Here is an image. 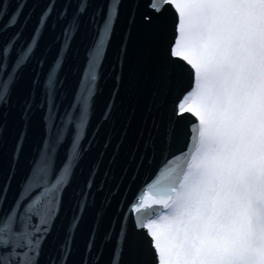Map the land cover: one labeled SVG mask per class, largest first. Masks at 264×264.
Returning a JSON list of instances; mask_svg holds the SVG:
<instances>
[{
  "label": "snow or ice",
  "instance_id": "obj_1",
  "mask_svg": "<svg viewBox=\"0 0 264 264\" xmlns=\"http://www.w3.org/2000/svg\"><path fill=\"white\" fill-rule=\"evenodd\" d=\"M122 3L106 0L102 11L81 86V129ZM147 7L143 18L167 31L152 81L164 104L152 132L165 143L182 139L184 147L128 202L132 231L122 216L113 264H264V0H148ZM31 52L22 49L13 67ZM6 53L0 48V107L16 77ZM148 139L155 145L152 133ZM78 155L74 145L52 176L42 160L26 200L0 212V264H40ZM181 157L183 170L167 172L168 185L156 186ZM154 186L159 207L142 213L140 197Z\"/></svg>",
  "mask_w": 264,
  "mask_h": 264
},
{
  "label": "water",
  "instance_id": "obj_2",
  "mask_svg": "<svg viewBox=\"0 0 264 264\" xmlns=\"http://www.w3.org/2000/svg\"><path fill=\"white\" fill-rule=\"evenodd\" d=\"M147 3L123 0L81 129V86L106 0L2 2L0 48H7L16 77L0 107V212L26 200V186L42 160L47 159L49 176L58 175L74 145L79 153L40 264H113L122 216L132 231L128 202L184 147L182 139L165 143L152 132L164 104L152 81L167 31L159 21L143 18L151 14ZM28 47L29 58L13 67ZM185 163L181 157L168 165L156 186H167L166 173L183 170ZM156 186L140 197L142 213L159 207Z\"/></svg>",
  "mask_w": 264,
  "mask_h": 264
}]
</instances>
